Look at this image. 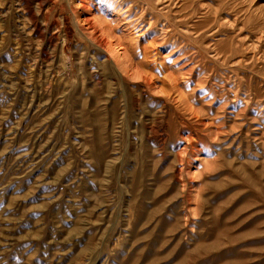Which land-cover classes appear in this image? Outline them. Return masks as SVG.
<instances>
[{
  "label": "rangeland",
  "instance_id": "1",
  "mask_svg": "<svg viewBox=\"0 0 264 264\" xmlns=\"http://www.w3.org/2000/svg\"><path fill=\"white\" fill-rule=\"evenodd\" d=\"M0 264H264V0H0Z\"/></svg>",
  "mask_w": 264,
  "mask_h": 264
},
{
  "label": "bare ground",
  "instance_id": "2",
  "mask_svg": "<svg viewBox=\"0 0 264 264\" xmlns=\"http://www.w3.org/2000/svg\"><path fill=\"white\" fill-rule=\"evenodd\" d=\"M88 6V5H87ZM89 19V18H88ZM92 19V18H91ZM96 19H97V16H96ZM100 20H98V22H99ZM101 22V21H100ZM94 23V22H93ZM95 24H97V23H95ZM103 26V25H102ZM105 27V26H104ZM104 27H102V28H104ZM97 29V28H96ZM108 29V28H107ZM111 29V28H110ZM94 30V29H93ZM98 30V29H97ZM109 31V30H108ZM95 33V32H94ZM100 33V32H99ZM115 33H117L116 31H115ZM92 34V33H91ZM99 35V34H98ZM106 37V36H105ZM113 38V37H112ZM122 38V37H121ZM103 41H106V40H104V38H101ZM125 39V38H124ZM122 40V39H121ZM91 41V40H90ZM113 41V40H112ZM115 41V40H114ZM111 42V41H110ZM101 43V42H100ZM127 44V43H126ZM109 45V44H108ZM112 44L110 43V46H111ZM114 46V45H113ZM119 46V45H118ZM121 46V45H120ZM123 46V45H122ZM124 47H126V46H124ZM106 48V47H105ZM108 48V47H107ZM111 48V47H110ZM127 48H129L128 46H127ZM116 49H117V47H116ZM122 49V48H121ZM112 50V49H111ZM110 50V52H112ZM123 50V49H122ZM116 51V50H115ZM146 51V50H145ZM148 52H149V50H148ZM116 54V53H115ZM120 54V53H119ZM131 54V53H130ZM150 54V53H149ZM121 55H122V53H121ZM133 55H134V53H133ZM146 55V54H145ZM118 56V55H117ZM147 56V55H146ZM106 57V56H105ZM114 55H113V60H114ZM134 57V56H133ZM133 61V60H132ZM117 62H118V60H117ZM131 62V61H130Z\"/></svg>",
  "mask_w": 264,
  "mask_h": 264
}]
</instances>
